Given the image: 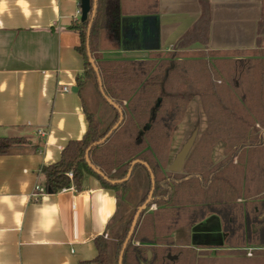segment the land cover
Wrapping results in <instances>:
<instances>
[{
  "label": "crops",
  "instance_id": "obj_1",
  "mask_svg": "<svg viewBox=\"0 0 264 264\" xmlns=\"http://www.w3.org/2000/svg\"><path fill=\"white\" fill-rule=\"evenodd\" d=\"M80 5L81 0H0V137L25 140L0 156V264H98L95 239L108 235L118 210V191L90 174L81 190L72 186L34 196L42 167L58 162L68 143L89 128L77 84L85 71L74 29ZM120 6L118 41L100 36L104 60L169 52L254 60L264 49V0H120ZM195 129L196 146L205 129L200 123ZM246 138L264 141V131ZM263 145L251 153V162L236 152L211 174L208 190L197 181L178 180L176 199L183 204L173 244L195 249L196 264H264ZM226 152L225 142L215 144L210 168L224 164ZM175 157L165 171L182 177L186 163L180 172L169 170ZM141 170L131 178L142 177ZM142 181L135 179L137 192ZM206 198L204 209L196 211Z\"/></svg>",
  "mask_w": 264,
  "mask_h": 264
},
{
  "label": "trees",
  "instance_id": "obj_2",
  "mask_svg": "<svg viewBox=\"0 0 264 264\" xmlns=\"http://www.w3.org/2000/svg\"><path fill=\"white\" fill-rule=\"evenodd\" d=\"M93 3L94 0L92 5ZM120 7V0H97L91 27L92 12L86 21L79 20L74 26L81 37L78 50L85 59L84 75L78 78L77 83L79 91L81 94L84 91L85 78L95 77L100 94L115 111L114 121L102 131L100 122L88 112L89 128L86 135L80 140L70 141L58 162L42 167L41 185L47 194H57L72 186L81 190L85 176L90 174L97 177L104 187L118 191L126 188L129 180L117 183L112 181L124 179L135 160L147 163L151 171L142 163H137L133 169V173L139 168L145 170L150 181L149 190L139 205L149 196L153 173L155 188L148 207L156 204L158 209L153 212L145 209L141 213L136 230L124 251L123 264H196L195 249L174 247L173 240L169 238L178 226L176 218L180 210L177 208L183 204L176 199L178 180L186 178L197 181L198 186L208 190L211 174H215L219 167L229 161L208 170L211 149L220 138L227 142V150L236 146L233 155H230L232 158L236 152L247 146L263 145L262 138L247 139L246 136L254 132L256 121L264 128V70L256 68L250 61H239L240 63H235L236 73L231 78L230 85L222 80V75H225L223 68H212L213 65L205 57L175 58L178 53L169 52L166 55L173 56V59H99L97 52L101 34H110L111 38H117L118 41ZM89 51L98 66L106 95L119 108L111 105L102 94L98 73L89 60ZM221 61L231 63L228 60ZM221 61H216V65H221ZM227 75L230 76L229 73ZM250 77H253V82ZM214 79H221L222 83L218 84ZM195 96L201 97L208 127L186 161L187 175L178 177L175 173L168 174L165 171L170 143L174 128L183 120L186 108ZM121 112L124 114L121 125L103 143L95 144L118 123ZM223 122L228 125L232 123L228 126L231 132L224 131L220 126ZM234 131H238L240 137H233ZM225 132L230 134L225 136ZM24 143L23 138L0 137V156ZM90 146V161L104 176L98 174L87 162L86 152ZM69 172L73 173V178L69 177ZM202 203L207 204V198L206 202H198L196 211L204 209L200 207ZM119 208L118 199L117 213ZM203 217L204 213L195 221ZM132 220L133 217L125 224L122 233L114 238L113 251L104 236L95 239L98 249L95 260L98 264H119L120 253ZM262 231L264 233V223ZM149 252L152 253L150 259Z\"/></svg>",
  "mask_w": 264,
  "mask_h": 264
},
{
  "label": "rangeland",
  "instance_id": "obj_3",
  "mask_svg": "<svg viewBox=\"0 0 264 264\" xmlns=\"http://www.w3.org/2000/svg\"><path fill=\"white\" fill-rule=\"evenodd\" d=\"M255 53H253V56H254ZM256 54L259 55V58L254 59L256 62L253 59L249 60V59L238 58V56L242 57L244 55H238L237 56V54H234L230 58L229 57L228 58L227 57H223L221 55H215V58L214 57L211 58L212 55L204 56L206 54H204L202 52H199L197 54L195 52H194V54H193V52H190L189 54H187L186 52H178V57H175V58L197 59V58L205 57L213 65L212 68L213 67H216V68L217 67H221V68H223V70L225 71L224 72L225 75H222V77H223L222 80H224L228 84L232 85V79L231 78L235 75L236 69L234 67L237 66V65H235V63H240V62H243V61H250V64L256 66V68L259 67V68H263V70H264V49L258 50ZM97 56H98L99 59L102 58L101 54H99V50L97 52ZM162 57H167L168 60L174 58L173 56H171V55L169 56V55H166V54H164V56H162ZM162 57H159V58H162ZM243 58H246V57H243ZM221 60H228V61L231 62L230 63L231 65L223 63V61H221ZM216 61H221V63H220L221 65H219V64L216 65V63H217ZM228 73L230 74V76L227 75ZM252 78L253 77H250L251 82H253ZM85 80H86V84H85V88H84L83 93H84L85 102L87 104L88 112L92 113L95 116V118L100 122L101 130L105 131L109 127V125L114 121L115 111L103 99L102 95L100 94V92H99V90H98V88L96 86L95 77L92 76L90 78H85ZM222 80L221 79H218V80L214 79V81H216L218 84H221ZM247 81H248V79H247ZM182 88L186 89L185 86H183ZM124 103L127 104L126 101H124ZM199 106L200 107L203 106L201 97H199V96L193 97L190 100V102H189V104H188V106L186 108V111H185L184 117L188 113V116H187V119L185 120V123H183L181 121L174 128L173 135H172V140H171V143H170V151H169L168 163L170 161V156L171 155L175 156L181 150V148L186 143L187 139L190 137L192 131L194 130L195 126L198 123H200L201 127L203 129H205V130L208 127L207 115H206L203 107L199 108V110H198ZM205 118H206V120H205L206 124L203 121V119H205ZM230 124H232V123L230 122ZM229 125L223 122V123H221L220 126H222L224 131H230L231 132L230 128H228ZM257 131H260V132L264 131V128L262 127V124L260 122H258V121H256V123H254V132H257ZM202 134H200V137H201ZM225 134L227 135V134H230V133L225 132L224 135ZM239 135H240V133L238 131H234L233 137H235V138L236 137H240ZM220 141L225 142L226 143V147H227V142L224 140V138L218 139L216 144L218 142H220ZM250 145H252V144H250ZM256 146H247L246 148H244L242 150L245 153L244 156H247V158L250 159V162H251V159H255V156H251V153H254L253 151L256 150V148H257ZM213 147L211 149V152L213 150ZM235 147L236 146H233V148L230 149V150H227V148H226V151H228V152H226V156H227L226 157V161L230 160L232 158V157H230V155H231V153L233 155ZM209 162L210 163H209V166H208V170L210 171L213 168H215V167L210 168V166H212V164H213L212 161H211V153H210V156H209ZM238 169H241V168L239 167ZM141 172H142V177L134 178V179L131 178L128 181V185H127L126 188H121V189L118 190L119 200H120L119 212L117 213L115 219L110 224L108 235H106V237H104L110 243L109 245H110L112 251L114 250V243H115L114 242V238L117 237L118 234L122 233L123 227H125V224H127V222L129 221V219H131V217H133V219H134V216H135L137 210L140 207L139 204L143 201L144 196L146 195V193L149 190L150 181H149L148 175H147L146 171L143 170V169L141 170ZM166 173L169 174L171 172H169V171L167 172L166 171ZM185 173H188V170H186V167H185ZM135 179L143 180L142 181L143 182L142 185H140L141 188H142V192L141 191L137 192V190L135 189V185H134L135 184ZM131 187H132V189H131ZM141 193H143V194H141ZM155 205L156 204H153V205L147 207L146 211L150 212L151 211L150 208L152 206H155ZM172 233L169 235V238L173 240L174 239V235ZM175 243H177V242H175ZM175 243L172 244V246L179 247ZM196 260H197V252H196Z\"/></svg>",
  "mask_w": 264,
  "mask_h": 264
},
{
  "label": "water",
  "instance_id": "obj_4",
  "mask_svg": "<svg viewBox=\"0 0 264 264\" xmlns=\"http://www.w3.org/2000/svg\"><path fill=\"white\" fill-rule=\"evenodd\" d=\"M96 7H97V0H94L93 5H92V0H81V9H82L81 21H83V22L86 21L89 18V14L92 12V17H91V20H90V27L92 25V21H93L94 15H95ZM119 25H120V21H119ZM89 60L92 63L95 71L98 73L99 84H100V87H101L102 94L104 95L106 100L111 105H113L116 108H119V106L106 95V93L104 91V88H103V81H102V78L100 76L98 66L96 65L95 59L93 58V55H92V53L90 51H89ZM74 91L77 92L78 91V87H74ZM123 120H124V114L121 112L120 119H119L118 123H116L114 125V127L110 130V132L103 139H101L100 141L96 142L95 144L103 143L109 137V135L121 125ZM197 136H198V129H195V131L192 133V135L189 137V139L183 145L181 150L176 154V157H175L174 161L169 166V170L170 171H172V172H180V171H182V169L184 167V164L186 163V160L188 159L193 147L195 146V143H196V140H197ZM91 148H92V146H90L87 149V152H86L87 162L90 165V167H92V169H94L98 174L104 176V173L100 169L96 168L90 161L89 152H90ZM137 163L144 164L148 168V170L151 171V168L149 167V165L147 163L141 162L140 160H135L132 163V166H131V168L129 170L128 175L124 179L117 180V181H112V182L117 183V182H126V181L130 180V178H131V176L133 174V169H134V167H135V165ZM151 180H152V189L150 191V194H149L147 200L139 207V209L137 210V212H136V214L134 216L131 228L129 230V233H128L127 238H126V240L124 242L122 251L120 253L119 264H123L124 251H125V249L127 247V244L129 242V240L131 239V237L133 236V234H134V232L136 230L139 217H140L141 213L147 208L149 202L152 199V196H153V193H154V188H155V177H154L153 173H151ZM148 257H149V259L152 257V253L151 252H149V256Z\"/></svg>",
  "mask_w": 264,
  "mask_h": 264
},
{
  "label": "built area",
  "instance_id": "obj_5",
  "mask_svg": "<svg viewBox=\"0 0 264 264\" xmlns=\"http://www.w3.org/2000/svg\"><path fill=\"white\" fill-rule=\"evenodd\" d=\"M81 16H82V9H81V5H80V8L78 10V17H79V20H81ZM64 90H68L67 87L64 88ZM69 177L70 178H73V173L72 172H69L68 173ZM45 193V189L44 187L40 184V185H37L36 186V189L34 191V196L35 197H40L42 196L43 194Z\"/></svg>",
  "mask_w": 264,
  "mask_h": 264
},
{
  "label": "flooded vegetation",
  "instance_id": "obj_6",
  "mask_svg": "<svg viewBox=\"0 0 264 264\" xmlns=\"http://www.w3.org/2000/svg\"><path fill=\"white\" fill-rule=\"evenodd\" d=\"M150 194V193H149ZM148 207V206H147ZM147 209V208H146Z\"/></svg>",
  "mask_w": 264,
  "mask_h": 264
}]
</instances>
